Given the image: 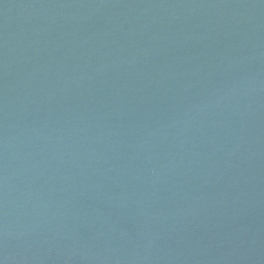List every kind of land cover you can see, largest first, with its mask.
<instances>
[{
	"label": "water",
	"instance_id": "95a60500",
	"mask_svg": "<svg viewBox=\"0 0 264 264\" xmlns=\"http://www.w3.org/2000/svg\"><path fill=\"white\" fill-rule=\"evenodd\" d=\"M0 264H264V0H0Z\"/></svg>",
	"mask_w": 264,
	"mask_h": 264
}]
</instances>
